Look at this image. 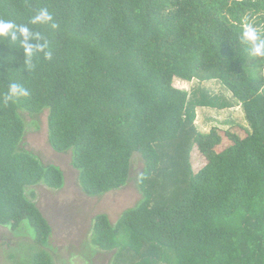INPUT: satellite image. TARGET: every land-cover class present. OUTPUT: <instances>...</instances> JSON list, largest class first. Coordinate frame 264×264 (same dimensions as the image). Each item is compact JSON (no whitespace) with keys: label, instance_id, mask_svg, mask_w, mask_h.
Wrapping results in <instances>:
<instances>
[{"label":"trees","instance_id":"obj_1","mask_svg":"<svg viewBox=\"0 0 264 264\" xmlns=\"http://www.w3.org/2000/svg\"><path fill=\"white\" fill-rule=\"evenodd\" d=\"M44 7L58 30L29 24ZM0 19L29 24L54 51L29 73L20 43L0 37V225L26 222L39 248L20 264H53L33 187L59 190L64 174L22 146L20 114L45 110L48 143L71 152L87 196L125 185L133 155L143 160L138 202L91 226L116 264H264V59L240 43L245 19L264 35V0H0ZM175 77L219 80L248 128L197 130V106L227 103L193 100ZM11 82L31 97L5 105Z\"/></svg>","mask_w":264,"mask_h":264},{"label":"rangeland","instance_id":"obj_2","mask_svg":"<svg viewBox=\"0 0 264 264\" xmlns=\"http://www.w3.org/2000/svg\"><path fill=\"white\" fill-rule=\"evenodd\" d=\"M173 85L188 91L193 100L201 99L206 93L227 103L222 108L197 106L194 120L197 130L207 133L213 126L228 128L235 124L248 128L243 108L219 80L187 81L175 77ZM193 91L195 95L192 96ZM20 114L25 123L22 146L41 162L59 166L64 174V186L59 190L43 184L33 187L37 207L52 227L48 251L53 264H116L114 259L117 253L114 250H99L91 244V226L94 217L100 213L107 214L109 220L115 223L122 211L138 202L141 198L138 175L143 170L142 158L138 153L133 155L125 185L101 196L89 197L82 191L78 171L71 165V152H56L48 143V111L35 116L26 112ZM200 163L199 158L195 157L193 167H198ZM38 249L32 238V229L26 222L17 230L0 225V264H20L24 259L29 261L32 253ZM9 254L13 257L9 258Z\"/></svg>","mask_w":264,"mask_h":264},{"label":"clouds","instance_id":"obj_3","mask_svg":"<svg viewBox=\"0 0 264 264\" xmlns=\"http://www.w3.org/2000/svg\"><path fill=\"white\" fill-rule=\"evenodd\" d=\"M30 25H50L53 30H58L60 25L55 21L54 14L50 13L47 7L40 8L36 15L29 20ZM29 24H17L15 21L0 19V37L8 39L11 42L20 43L24 53V68L29 73L35 72L37 60L42 55L47 61H52L54 51L51 41L43 33L33 30ZM243 31L240 36V43L247 46L249 55L254 58L264 59V35L255 26L245 19L243 22ZM19 34V35H18ZM22 37V40L20 39ZM31 97V91L23 84L11 82L8 91L3 95L5 105L16 103L21 99ZM148 177L145 173H139L138 183L142 184Z\"/></svg>","mask_w":264,"mask_h":264}]
</instances>
